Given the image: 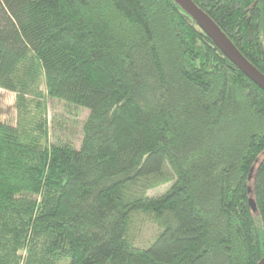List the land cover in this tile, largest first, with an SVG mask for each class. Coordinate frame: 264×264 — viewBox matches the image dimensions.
Masks as SVG:
<instances>
[{"label": "trees", "instance_id": "trees-1", "mask_svg": "<svg viewBox=\"0 0 264 264\" xmlns=\"http://www.w3.org/2000/svg\"><path fill=\"white\" fill-rule=\"evenodd\" d=\"M192 1L264 74V0ZM0 89L17 111L0 121V264L264 258V91L176 0H0ZM50 100L89 111L79 147ZM137 214L160 229L147 248Z\"/></svg>", "mask_w": 264, "mask_h": 264}, {"label": "rangeland", "instance_id": "rangeland-1", "mask_svg": "<svg viewBox=\"0 0 264 264\" xmlns=\"http://www.w3.org/2000/svg\"><path fill=\"white\" fill-rule=\"evenodd\" d=\"M15 101V94L0 89V121L16 125L17 111ZM71 112L72 111H69L62 102L50 100V115H56L60 121H63V125L60 128H56V135L63 140L73 138L79 147L82 140V124L89 116V111L79 109L80 115L77 119ZM171 186L172 183H169L160 188L151 190L148 192V196H161L165 194ZM159 232L160 229L158 225L155 224L150 217L145 214H137L133 219L130 237L137 247L147 248Z\"/></svg>", "mask_w": 264, "mask_h": 264}, {"label": "water", "instance_id": "water-1", "mask_svg": "<svg viewBox=\"0 0 264 264\" xmlns=\"http://www.w3.org/2000/svg\"><path fill=\"white\" fill-rule=\"evenodd\" d=\"M191 16L203 32L213 41L216 47L242 73L264 91V74L251 64L236 47L223 35L211 18L202 11L192 0H176ZM264 264V258L258 263Z\"/></svg>", "mask_w": 264, "mask_h": 264}]
</instances>
